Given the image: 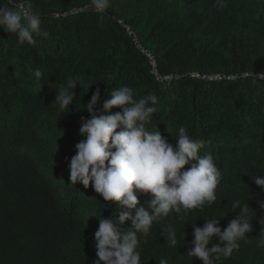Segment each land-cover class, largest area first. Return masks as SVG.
Segmentation results:
<instances>
[{
  "label": "trees",
  "instance_id": "1",
  "mask_svg": "<svg viewBox=\"0 0 264 264\" xmlns=\"http://www.w3.org/2000/svg\"><path fill=\"white\" fill-rule=\"evenodd\" d=\"M34 3L47 37L18 46L0 29V264H94L99 218L119 209L91 184H71L68 166L96 88L103 100L122 86L155 95L146 127L175 148L183 126L221 174L214 203L172 213L141 237L142 264H202L187 256L191 225L214 218L223 231L235 218L234 200L255 213L252 231L216 264H264V190L254 183L264 178V0H226L224 8L216 0H111L102 16L90 0ZM68 80L80 87L61 113L55 96ZM153 198L141 195L140 206L151 212ZM167 225L175 247L162 235ZM121 227L130 229L131 220ZM217 244L214 237L209 247Z\"/></svg>",
  "mask_w": 264,
  "mask_h": 264
},
{
  "label": "clouds",
  "instance_id": "2",
  "mask_svg": "<svg viewBox=\"0 0 264 264\" xmlns=\"http://www.w3.org/2000/svg\"><path fill=\"white\" fill-rule=\"evenodd\" d=\"M110 6L111 0H90L91 9L101 16ZM216 6L226 7V0H216ZM0 29L15 34L18 46L35 45L37 37L48 35L42 30V13L34 0L0 3ZM33 74L39 83L42 71L35 69ZM78 85L68 80L57 90L54 103L58 111L70 110ZM108 97L102 100L97 87L85 106L89 118L81 119V140L68 166L70 180L84 188L91 184L106 203H114L119 209L116 216L99 218L94 234V264H142L141 237L148 236L155 223L172 213L187 214L214 203L221 174L211 154L201 155L203 141L193 139L183 126L175 137V148L158 130L153 132L146 127L157 111L155 95L137 97L134 89L122 86L112 90ZM100 104L102 111L97 112ZM113 108L121 111L112 113ZM254 183L264 190V178L257 175ZM148 194L154 197L149 205L151 212L140 206L139 197ZM260 208L264 210V203ZM231 209L236 212L235 218L223 231L218 226L220 220L214 218L203 219L202 228L196 223L191 225L194 239L188 257H195L202 264H216L221 257H231L234 250L240 249L241 242L249 240L247 234L252 231L255 213L247 202L240 200L232 201ZM129 220L131 228L123 230L121 226ZM259 223L264 225V215ZM162 235L168 245L177 246V233L171 225L164 227ZM214 237L220 244L209 247ZM159 264L168 261L160 259Z\"/></svg>",
  "mask_w": 264,
  "mask_h": 264
}]
</instances>
